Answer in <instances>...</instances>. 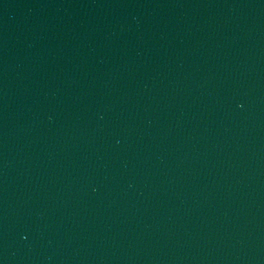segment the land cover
<instances>
[{
  "label": "water",
  "instance_id": "water-1",
  "mask_svg": "<svg viewBox=\"0 0 264 264\" xmlns=\"http://www.w3.org/2000/svg\"><path fill=\"white\" fill-rule=\"evenodd\" d=\"M0 264H264V0H0Z\"/></svg>",
  "mask_w": 264,
  "mask_h": 264
}]
</instances>
